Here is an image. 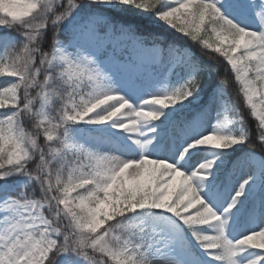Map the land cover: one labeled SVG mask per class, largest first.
I'll return each mask as SVG.
<instances>
[{"label":"snow or ice","instance_id":"obj_1","mask_svg":"<svg viewBox=\"0 0 264 264\" xmlns=\"http://www.w3.org/2000/svg\"><path fill=\"white\" fill-rule=\"evenodd\" d=\"M0 264H264V0H0Z\"/></svg>","mask_w":264,"mask_h":264},{"label":"trees","instance_id":"obj_2","mask_svg":"<svg viewBox=\"0 0 264 264\" xmlns=\"http://www.w3.org/2000/svg\"><path fill=\"white\" fill-rule=\"evenodd\" d=\"M238 89H239V86L235 83L234 79H232L230 81V86H229V89H228L229 94L234 100H236V102L238 104H242L243 103V98H242V96L239 95ZM245 111H246V109H245Z\"/></svg>","mask_w":264,"mask_h":264}]
</instances>
